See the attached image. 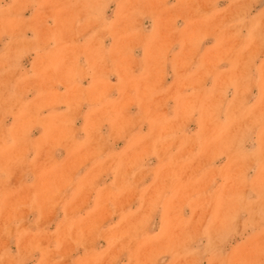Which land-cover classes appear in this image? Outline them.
<instances>
[{"label": "rangeland", "instance_id": "obj_1", "mask_svg": "<svg viewBox=\"0 0 264 264\" xmlns=\"http://www.w3.org/2000/svg\"><path fill=\"white\" fill-rule=\"evenodd\" d=\"M0 264H264V0H0Z\"/></svg>", "mask_w": 264, "mask_h": 264}]
</instances>
